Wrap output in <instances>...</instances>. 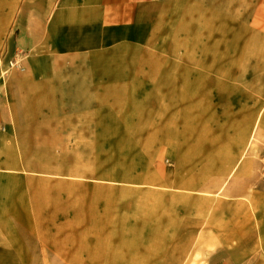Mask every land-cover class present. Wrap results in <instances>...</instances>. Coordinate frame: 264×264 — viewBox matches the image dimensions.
<instances>
[{
	"label": "rangeland",
	"instance_id": "rangeland-1",
	"mask_svg": "<svg viewBox=\"0 0 264 264\" xmlns=\"http://www.w3.org/2000/svg\"><path fill=\"white\" fill-rule=\"evenodd\" d=\"M60 2L0 0V264L237 257L205 203L264 179V0Z\"/></svg>",
	"mask_w": 264,
	"mask_h": 264
},
{
	"label": "crops",
	"instance_id": "crops-1",
	"mask_svg": "<svg viewBox=\"0 0 264 264\" xmlns=\"http://www.w3.org/2000/svg\"><path fill=\"white\" fill-rule=\"evenodd\" d=\"M149 1L61 0L60 5L83 14L84 19L85 15L95 16L101 28L111 29L136 24L140 5ZM246 158L247 165L236 167L232 180L223 185L226 198L205 203L209 214L214 215V237L222 246L230 247V254H237L220 264H264V179L256 176L249 151ZM189 184V190L197 185Z\"/></svg>",
	"mask_w": 264,
	"mask_h": 264
}]
</instances>
